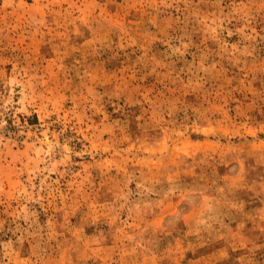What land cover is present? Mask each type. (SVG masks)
<instances>
[{"label": "rangeland", "instance_id": "rangeland-1", "mask_svg": "<svg viewBox=\"0 0 264 264\" xmlns=\"http://www.w3.org/2000/svg\"><path fill=\"white\" fill-rule=\"evenodd\" d=\"M0 264H264V0H0Z\"/></svg>", "mask_w": 264, "mask_h": 264}]
</instances>
